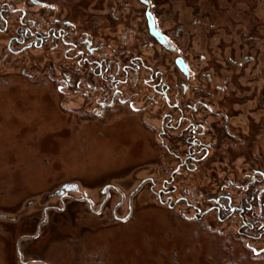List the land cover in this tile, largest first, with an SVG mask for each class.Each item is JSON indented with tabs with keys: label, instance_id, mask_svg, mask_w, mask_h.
I'll use <instances>...</instances> for the list:
<instances>
[{
	"label": "rangeland",
	"instance_id": "rangeland-1",
	"mask_svg": "<svg viewBox=\"0 0 264 264\" xmlns=\"http://www.w3.org/2000/svg\"><path fill=\"white\" fill-rule=\"evenodd\" d=\"M107 1L59 2L80 15ZM149 1L157 25L192 65L194 83L224 88L212 106L233 116L236 138L214 152L220 171L232 177L263 167L264 0ZM36 78L0 73V264H264L228 235L233 225L185 221L180 214L192 211H169L150 183L130 194L159 163L155 139L128 123L103 128L107 138L64 123L48 83ZM66 183L77 193L55 195Z\"/></svg>",
	"mask_w": 264,
	"mask_h": 264
},
{
	"label": "flooded vegetation",
	"instance_id": "flooded-vegetation-1",
	"mask_svg": "<svg viewBox=\"0 0 264 264\" xmlns=\"http://www.w3.org/2000/svg\"><path fill=\"white\" fill-rule=\"evenodd\" d=\"M59 1L0 0V73L48 83L64 123L89 125L106 138L110 124L142 127L161 152L130 194L150 183L169 211L191 210L180 214L188 222L233 225L228 235L264 260V166L228 177L214 161L222 142L231 140L226 149L236 138L233 116L212 106L224 88L194 83L192 65L157 25L153 2L109 0L79 15ZM259 102L264 108V90Z\"/></svg>",
	"mask_w": 264,
	"mask_h": 264
},
{
	"label": "water",
	"instance_id": "water-1",
	"mask_svg": "<svg viewBox=\"0 0 264 264\" xmlns=\"http://www.w3.org/2000/svg\"><path fill=\"white\" fill-rule=\"evenodd\" d=\"M153 24V21H152ZM74 183L63 184L58 190L54 192L55 195H62L66 191H76Z\"/></svg>",
	"mask_w": 264,
	"mask_h": 264
}]
</instances>
